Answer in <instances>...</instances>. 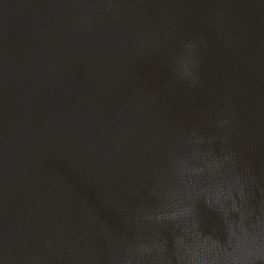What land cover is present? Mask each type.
<instances>
[{"label": "water", "instance_id": "obj_1", "mask_svg": "<svg viewBox=\"0 0 264 264\" xmlns=\"http://www.w3.org/2000/svg\"><path fill=\"white\" fill-rule=\"evenodd\" d=\"M236 0H0V264H182Z\"/></svg>", "mask_w": 264, "mask_h": 264}]
</instances>
